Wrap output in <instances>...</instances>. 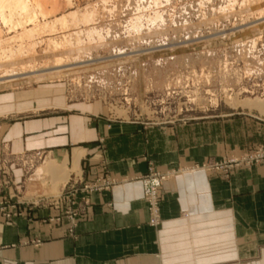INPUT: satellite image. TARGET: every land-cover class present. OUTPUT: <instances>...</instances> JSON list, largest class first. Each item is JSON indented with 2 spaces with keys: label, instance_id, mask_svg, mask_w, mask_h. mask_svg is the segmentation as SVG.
I'll use <instances>...</instances> for the list:
<instances>
[{
  "label": "crops",
  "instance_id": "crops-1",
  "mask_svg": "<svg viewBox=\"0 0 264 264\" xmlns=\"http://www.w3.org/2000/svg\"><path fill=\"white\" fill-rule=\"evenodd\" d=\"M56 89L0 92V142L15 153H46L42 165L56 168L39 178L10 167L19 187L9 191L33 203L0 217V264H264V163L226 171L198 164L264 141L253 133L257 121L145 127L110 119L99 102L68 105ZM148 165L179 167L159 189L157 225L140 180ZM60 173V184L103 175L115 182L80 197L72 221L43 200L55 195L50 181Z\"/></svg>",
  "mask_w": 264,
  "mask_h": 264
},
{
  "label": "rangeland",
  "instance_id": "rangeland-1",
  "mask_svg": "<svg viewBox=\"0 0 264 264\" xmlns=\"http://www.w3.org/2000/svg\"><path fill=\"white\" fill-rule=\"evenodd\" d=\"M256 6L255 0H72V5L64 10L70 13L63 19V24L73 22L67 30L79 34L67 39L66 48L71 52V46L79 42L76 47L80 49L78 56L81 59L63 60L67 66H62L57 73L50 72L42 57L45 42L38 43L33 46L35 60L30 56L21 58L17 53L18 64H11L15 61L11 56L7 58L8 65L0 67V75L3 71L10 72L11 66L25 71L10 80H3L0 92L12 88L23 92L39 85H55L58 89L52 91L63 92L68 105L99 102L108 111L110 119L127 120L145 127L250 117L258 122L257 131L253 133L264 139V113L260 114L255 107L241 105L245 99H264V17L260 19L253 11ZM89 11L93 17L87 23L98 28L96 31L84 30L82 18L87 17ZM59 14L62 12L56 15ZM51 19L53 16L45 21ZM38 20L44 21L41 17ZM31 27L25 25L27 29ZM59 27L56 26V33L66 29ZM20 31V27L10 29L0 20L3 38ZM38 32L20 40L26 49H30L33 42L46 39L47 33ZM250 39H254L253 45L240 51L237 45ZM18 44L15 43L14 48ZM9 50L13 49L7 50L10 53ZM48 62L47 66H50L51 59ZM117 110L124 113L118 114ZM0 148L7 155H29L37 162L34 167H25L20 162L10 161L0 171L2 196L7 198L13 194L20 198L24 202L19 208L22 214L30 202L9 191L16 185L19 187L11 179L10 167L18 166L27 174L34 171L40 178L46 153H15L4 142H0ZM261 163H264V141H253L237 153L219 160L205 159L198 164L211 171H226ZM150 168L160 173L170 171L169 177L179 170L175 167L160 171L148 165L140 178L141 184ZM40 181L44 185L47 183L45 178ZM67 182L76 184L77 188L85 184L74 180ZM62 185H51V192L57 193ZM79 198L70 205L76 212L74 218L81 214ZM43 200L52 208H64V214L70 219L66 203L52 204L46 196Z\"/></svg>",
  "mask_w": 264,
  "mask_h": 264
},
{
  "label": "bare ground",
  "instance_id": "bare-ground-1",
  "mask_svg": "<svg viewBox=\"0 0 264 264\" xmlns=\"http://www.w3.org/2000/svg\"><path fill=\"white\" fill-rule=\"evenodd\" d=\"M255 1L257 2V6L254 7L253 11L257 12L258 16L261 17L260 19H262L264 17V3H263L264 0H255ZM135 2H137V0H135ZM135 4L136 3H133V6H135ZM70 5H72V0H0V20L2 21V23L7 24L8 28H10V29L15 28L16 26L20 27V29H21V31L19 33H16L15 35H12V36L7 37V38H3V36L1 35V32H0V67L3 68L4 66H7L8 65V64H6L7 58L11 57V56H13L14 60H15V61L11 62V64H18L16 62V58H18L17 53L20 54L21 58H23L25 56H30V58L32 57L33 60H35L36 53L34 52L35 47L33 48V46H38L39 45L38 43H43V42H45L44 43L45 47L43 48V51H42V57L44 60L43 62H45L46 67H48V69L51 70L50 72H56L57 73V71H59L62 66H64V65L67 66V63L64 64L63 60L64 61L67 60L69 62V60L71 61L73 59H76L74 57L78 58L79 57L78 56V50H80V49L78 47H76V45L79 44V42H76L73 47L71 46V48H72L71 52H68V50L66 48V46L68 45V44H66L67 39L72 38L76 34H79L75 30H72V29L67 30L68 29L67 27L71 26V23H73V22L68 23V24H63L64 23L63 19L66 17L67 14L70 13L69 11L64 12V10H66L68 7H70ZM133 6H131V9L134 8ZM61 12H62V14L56 15L57 13H61ZM87 14H88L87 17L82 18L83 24L85 27L84 30H86L88 32L89 31H96L98 28L90 27L89 24L87 23L90 20H92L93 14L90 11ZM52 16H53V19H51L49 21H47V20L45 21L46 18L52 17ZM39 17L44 19V21L39 22V20H38ZM156 17H158V16H156ZM73 19H74V16H73ZM26 24L32 25L33 27L27 29V28H25ZM57 25H60V27H59L60 29L66 28L63 31L57 32V33H60V35H58L55 31ZM35 31H40L38 33H47V34H45V36L47 35V37L43 41L33 42L30 49H26L25 46L22 45L21 41L25 36L28 37L30 35H33L35 33ZM81 31H80V33H81ZM127 35H128V33H127ZM17 42L19 43L18 45H16L17 48H14L15 43H17ZM253 43H254V39H252V40L250 39V41H247L244 43L241 42V44H238L237 46L241 49L240 51H243V49H245V48L249 49L253 45ZM238 47H236V48L239 49ZM8 49H13V50H9L10 51V53H9L7 51ZM23 49H26V50L24 51ZM135 51H137V50H135ZM133 53H134V51H133ZM50 59H51L52 64L50 66H47V62L50 61ZM43 65H44V63H43ZM69 65L70 64H68V66ZM11 68H12V70L9 69L10 72L3 71V74L1 73L0 83L3 80H10L12 77H15L18 74L25 73V71H22L21 69H19L21 67L17 68V67L11 66ZM18 70H21V71H18ZM29 71H34V70H29ZM234 102H238V101H234ZM241 105L248 106V107H255L261 113H264V99L263 100L245 99L241 103ZM116 112H118V114L124 113L123 111L121 112L118 110ZM45 164H44L45 165L44 167L42 166L43 169L41 171L49 172V171H52L54 169V168L52 169L51 165H49L47 163H45ZM54 164L55 163H53V165ZM63 168H64V166H63ZM64 172H65V170H64ZM65 178H66L65 174L61 175V173H60L59 175H57L56 179H53L50 182H52V186L58 187L61 182L65 181ZM52 186H51V188H52Z\"/></svg>",
  "mask_w": 264,
  "mask_h": 264
},
{
  "label": "built area",
  "instance_id": "built-area-1",
  "mask_svg": "<svg viewBox=\"0 0 264 264\" xmlns=\"http://www.w3.org/2000/svg\"><path fill=\"white\" fill-rule=\"evenodd\" d=\"M262 154V153H260ZM261 156V155H258ZM253 156L252 159H255ZM39 157L38 159H40ZM234 160V159H233ZM20 162L25 167L31 166L34 167L37 162H34V157L24 156V155H13V154H5L3 150L0 148V171L2 168L7 165L8 162ZM37 161V160H36ZM234 162H238V159H235ZM173 171V170H172ZM3 172V171H2ZM170 171L160 173L150 168V173L142 178V191L144 199L147 203V208L150 214L149 223L151 225H157L160 222L159 218V195L158 189L161 183L168 179L170 176ZM7 182V181H5ZM115 180L110 177L104 176L101 179H97L94 182L85 183L81 188H77L76 184L67 182L63 184L60 188H58L57 193L54 196L49 198V202L55 205H60L63 202L68 205V216L73 221L76 216V212L71 209L70 205L76 203V198L82 197L84 198V194L89 193L95 190H103L109 188ZM2 189H0V217L4 219H10L16 215L20 214V206L24 203L20 198L15 197V195L11 194L9 197L2 196ZM15 199H12L13 197ZM12 199V200H11ZM48 203V202H47ZM49 203V204H50ZM21 209V208H20Z\"/></svg>",
  "mask_w": 264,
  "mask_h": 264
}]
</instances>
